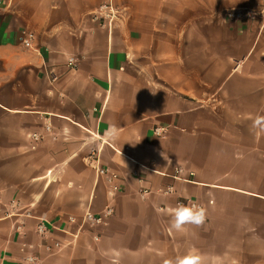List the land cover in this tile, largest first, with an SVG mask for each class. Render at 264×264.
Listing matches in <instances>:
<instances>
[{
  "label": "crops",
  "instance_id": "crops-1",
  "mask_svg": "<svg viewBox=\"0 0 264 264\" xmlns=\"http://www.w3.org/2000/svg\"><path fill=\"white\" fill-rule=\"evenodd\" d=\"M103 1L0 0V264H264V0H113L109 29ZM179 199L202 226L171 228ZM106 205L99 239L63 231Z\"/></svg>",
  "mask_w": 264,
  "mask_h": 264
},
{
  "label": "built area",
  "instance_id": "built-area-1",
  "mask_svg": "<svg viewBox=\"0 0 264 264\" xmlns=\"http://www.w3.org/2000/svg\"><path fill=\"white\" fill-rule=\"evenodd\" d=\"M253 14V11L249 8H241V9H229L225 13V17L227 19H234V18H242L244 16H250ZM118 16V8L114 4L113 0H105L103 1L97 10H95L94 13V19H98L100 22V25L106 26L108 29L111 28L112 22L114 19ZM35 35L32 31L28 29H23L21 34V43L24 47L29 49H35ZM67 64L69 67H75V58L69 57L67 59ZM153 132L156 135H161L163 132V127H155L153 129ZM29 138L32 142L31 147L35 146V143L40 139V135L37 132H32L29 134ZM94 167L98 174L104 175L106 181L108 182L110 186V192L113 193L117 190V184H116V174L113 172H110L107 168L98 167L97 166V159L95 160ZM175 172H180V169H175ZM177 205H185V206H191L193 204L202 206L200 203H197L192 200H177ZM113 212V208L110 205H106L105 208L99 212V213H93L89 210L85 211L80 218H75L74 216H68L67 221L74 225L76 227V231L72 232L68 229H64L63 231L72 236L75 237L77 235V232L83 228H87L88 230H91L93 232L92 237L93 239L97 240L99 239V232L96 229L97 225L104 223L106 218L110 216ZM48 224L41 218L37 219V222L35 224V232L37 235H39L42 238H47L49 228ZM20 226H17L16 229L18 230ZM44 249L47 251H53L56 249H59L62 247V244L59 240H53L51 243H45ZM31 256L33 258V264H39L38 257L35 254H25L23 256V261L26 262L27 258Z\"/></svg>",
  "mask_w": 264,
  "mask_h": 264
},
{
  "label": "clouds",
  "instance_id": "clouds-1",
  "mask_svg": "<svg viewBox=\"0 0 264 264\" xmlns=\"http://www.w3.org/2000/svg\"><path fill=\"white\" fill-rule=\"evenodd\" d=\"M253 127L264 129V117H257L253 122ZM206 218V209L202 206L179 205L172 210L171 228L177 232H183L187 225L202 226ZM25 264H33V258L29 256ZM165 264H203V257L195 251H189L175 260L166 261Z\"/></svg>",
  "mask_w": 264,
  "mask_h": 264
}]
</instances>
